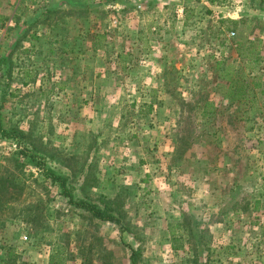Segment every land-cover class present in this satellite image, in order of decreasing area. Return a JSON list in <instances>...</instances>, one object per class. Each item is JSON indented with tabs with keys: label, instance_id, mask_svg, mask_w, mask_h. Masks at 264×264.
<instances>
[{
	"label": "rangeland",
	"instance_id": "1",
	"mask_svg": "<svg viewBox=\"0 0 264 264\" xmlns=\"http://www.w3.org/2000/svg\"><path fill=\"white\" fill-rule=\"evenodd\" d=\"M71 1L0 27V264H264V0Z\"/></svg>",
	"mask_w": 264,
	"mask_h": 264
},
{
	"label": "crops",
	"instance_id": "2",
	"mask_svg": "<svg viewBox=\"0 0 264 264\" xmlns=\"http://www.w3.org/2000/svg\"><path fill=\"white\" fill-rule=\"evenodd\" d=\"M65 0H47L45 1L42 5L37 6L36 8L30 7L29 5L25 4L21 0H11V5L8 4L6 6H3L0 4V27H5L6 29L9 28L10 24H22L26 26L29 23V17L25 18L23 17L20 21V18L18 17L19 15H23L24 13H37L39 16L41 14L45 13H56V12H64V13H76V1L73 2V7H72V1L69 0L68 3L70 6H62V2ZM60 3V4H59ZM9 15V17H4V15ZM5 21V22H4ZM76 23V22H75ZM71 25V24H70ZM21 27V28H22ZM71 28V26H70ZM23 29V28H22ZM4 40V42H3ZM20 39L18 37H8V38H3L0 39V63L4 62V58L7 60L9 59H15V55L17 50L15 49L17 45L20 44ZM37 42L38 46L46 45L47 41L39 39ZM57 40H54V45ZM26 45H30V40L25 41ZM60 43V41L58 42ZM57 43V44H58ZM69 45L72 46V42L69 41ZM74 52H77V49L75 48L74 44ZM72 54V49L69 48V55ZM77 53L73 55V57L76 59ZM72 57H70V60Z\"/></svg>",
	"mask_w": 264,
	"mask_h": 264
},
{
	"label": "trees",
	"instance_id": "3",
	"mask_svg": "<svg viewBox=\"0 0 264 264\" xmlns=\"http://www.w3.org/2000/svg\"><path fill=\"white\" fill-rule=\"evenodd\" d=\"M221 63V62H220ZM220 63H218L220 65ZM231 65H228L226 68H230ZM226 71V70H225ZM232 71H230L228 75V82H229V100L231 101H242V100H248L251 97L252 94V87L249 83L245 82L244 80L240 79L239 77H235ZM205 108L207 105H213V102L206 101L205 102ZM65 184V183H64ZM64 184L62 186H64ZM68 197H70V200L72 202V195L67 190L64 192ZM73 204L79 207H85L90 213L91 217L98 218L100 220H110L118 222L119 219L116 217L112 209H103L96 205L95 203H92L87 200H79V201H73Z\"/></svg>",
	"mask_w": 264,
	"mask_h": 264
},
{
	"label": "built area",
	"instance_id": "4",
	"mask_svg": "<svg viewBox=\"0 0 264 264\" xmlns=\"http://www.w3.org/2000/svg\"><path fill=\"white\" fill-rule=\"evenodd\" d=\"M232 34H234V33H232Z\"/></svg>",
	"mask_w": 264,
	"mask_h": 264
}]
</instances>
